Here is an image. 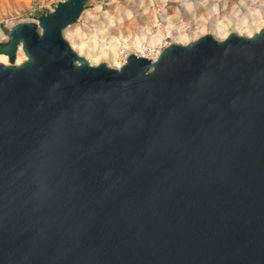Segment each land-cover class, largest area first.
I'll use <instances>...</instances> for the list:
<instances>
[{
    "label": "water",
    "instance_id": "95a60500",
    "mask_svg": "<svg viewBox=\"0 0 264 264\" xmlns=\"http://www.w3.org/2000/svg\"><path fill=\"white\" fill-rule=\"evenodd\" d=\"M87 2L0 43V264H264V26L91 64Z\"/></svg>",
    "mask_w": 264,
    "mask_h": 264
},
{
    "label": "rangeland",
    "instance_id": "374dc122",
    "mask_svg": "<svg viewBox=\"0 0 264 264\" xmlns=\"http://www.w3.org/2000/svg\"><path fill=\"white\" fill-rule=\"evenodd\" d=\"M61 1L65 0H0V43L7 42L13 24L37 23L39 15ZM263 10L264 0H88L63 36L68 41V36L77 32L81 36L94 34L92 40L101 48L112 37L131 43L135 36H150L159 27H168V33L155 45L161 49L170 42L184 44L207 33L217 39L231 32L249 36L252 28L264 26V15L258 14ZM3 63H9L7 55Z\"/></svg>",
    "mask_w": 264,
    "mask_h": 264
},
{
    "label": "bare ground",
    "instance_id": "6f19581e",
    "mask_svg": "<svg viewBox=\"0 0 264 264\" xmlns=\"http://www.w3.org/2000/svg\"><path fill=\"white\" fill-rule=\"evenodd\" d=\"M259 15H264V10L258 13ZM254 32L258 30V28H252ZM78 34L80 32H77ZM168 33V27H159L157 33L152 34L150 36L143 35V36H135L131 43L127 40V49L131 52H137L141 48L142 44H146L150 48H154L157 43L162 40V37ZM251 33V32H250ZM69 35L68 41L70 46L76 51L77 54L86 58L91 64L105 62L110 64L111 66L117 67L120 64L118 60V53H117V44L121 39H116L112 37L109 40V44L105 47L97 48L95 42L92 40L94 34L92 35ZM156 53V52H155ZM156 55V54H155ZM25 54L23 53L21 47L19 46L16 51V63H19L25 60ZM0 60L2 62H6V55L0 54Z\"/></svg>",
    "mask_w": 264,
    "mask_h": 264
},
{
    "label": "built area",
    "instance_id": "2783aa9c",
    "mask_svg": "<svg viewBox=\"0 0 264 264\" xmlns=\"http://www.w3.org/2000/svg\"><path fill=\"white\" fill-rule=\"evenodd\" d=\"M126 44H127V41H124L122 39L117 44L118 60L120 61V64L118 66H120L121 64L124 63L126 57L129 54H135L137 56H143V57L149 58L151 60H155L156 57L158 56L160 50H161L160 48H155V47L150 48L149 46H147L146 44L143 43L141 48L139 49V51L131 52L126 48L127 47Z\"/></svg>",
    "mask_w": 264,
    "mask_h": 264
}]
</instances>
